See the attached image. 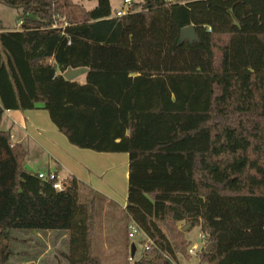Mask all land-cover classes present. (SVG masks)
<instances>
[{"label": "trees", "instance_id": "trees-1", "mask_svg": "<svg viewBox=\"0 0 264 264\" xmlns=\"http://www.w3.org/2000/svg\"><path fill=\"white\" fill-rule=\"evenodd\" d=\"M97 1L0 0L22 22L0 20V242L67 232V264H103L97 197L29 171L2 128L6 111L42 108L71 144L128 154L126 220L153 245L135 259L128 242L125 264L191 260L187 224L206 236L199 264H264V0H132L123 16ZM190 25L198 40H182Z\"/></svg>", "mask_w": 264, "mask_h": 264}, {"label": "rangeland", "instance_id": "rangeland-1", "mask_svg": "<svg viewBox=\"0 0 264 264\" xmlns=\"http://www.w3.org/2000/svg\"><path fill=\"white\" fill-rule=\"evenodd\" d=\"M110 1L115 12L128 9L125 0ZM74 2L84 5L89 10L96 7L98 3L97 0H74ZM19 13L18 9L0 3V20L3 21L7 29H19ZM6 118L4 116L2 128H5L8 123ZM92 161L90 158L89 163ZM89 163H86V165H89ZM117 163L118 165L115 168L106 172L104 178L99 177L103 183H107V180L112 178L111 186L108 184L105 186V191L108 194L99 191L96 202L97 214L93 249L94 253L102 259L103 264H125L129 253L128 242L130 245L133 243L136 245L135 259L142 256L145 247V240L142 235L128 239L127 227L129 221L126 220L124 206L128 196L129 167L128 164H123L122 159L118 158ZM26 167L28 170H32L30 163ZM85 171L89 172L87 168H85ZM65 173V171L62 172V176ZM104 195L106 197H103ZM90 201L85 196H81V202ZM185 233L186 238L192 242L190 248L199 251L203 245L200 227L195 226L191 230L189 228ZM11 235L12 240L10 243L0 242V260L2 251L5 252V255L7 252L8 260L6 264H67V260L64 258V253L68 251L67 232L38 233L35 230H13ZM192 256L191 260H187L180 255L179 264H199L196 255Z\"/></svg>", "mask_w": 264, "mask_h": 264}, {"label": "crops", "instance_id": "crops-1", "mask_svg": "<svg viewBox=\"0 0 264 264\" xmlns=\"http://www.w3.org/2000/svg\"><path fill=\"white\" fill-rule=\"evenodd\" d=\"M5 116L8 122L5 129H11L13 141L25 145L29 150L25 163L26 166L29 163L32 165V170L29 171L34 173L54 171L59 172L61 176L65 171L62 177L77 178L83 185L80 186V195L87 199L97 197L99 191L107 193L105 186L106 184L111 186L112 178L103 183L99 177L104 178L107 171L115 168L118 165V158L122 159L124 165L128 164L127 153H99L71 144L53 124L48 111L42 108L9 110L5 112ZM90 158L93 160L91 163ZM85 168L89 170L88 173ZM102 193L100 194L103 195Z\"/></svg>", "mask_w": 264, "mask_h": 264}, {"label": "built area", "instance_id": "built-area-1", "mask_svg": "<svg viewBox=\"0 0 264 264\" xmlns=\"http://www.w3.org/2000/svg\"><path fill=\"white\" fill-rule=\"evenodd\" d=\"M125 3L128 5V9L127 10H119L116 12L115 16H123L126 13H128L130 11V7L132 4V0H125ZM22 22H20L19 24H21ZM40 178L43 179H50L54 181V188L57 190H64L68 180L70 177H62L60 175L59 172H40L38 173ZM127 232H128V238L132 239L135 238L137 235H142V237L145 240V249H151V246L153 245V241L147 236V234H145L139 227L138 225L134 222V221H129L128 223V227H127ZM201 239L203 241V245L201 247V249L199 251H196L195 248H190L189 249V253L191 255H196L198 254V252H200L203 248H205L206 246V236L205 234H201Z\"/></svg>", "mask_w": 264, "mask_h": 264}, {"label": "water", "instance_id": "water-1", "mask_svg": "<svg viewBox=\"0 0 264 264\" xmlns=\"http://www.w3.org/2000/svg\"><path fill=\"white\" fill-rule=\"evenodd\" d=\"M188 39L190 41H194V40H198V36L197 33L195 31L194 26L190 25L187 27H184L182 29V40ZM86 72H88V68L86 67H81V68H68L65 72H64V77L68 80H75L77 78H79L80 76L84 75ZM191 226L189 224L185 225L182 227V231L186 232ZM212 247V244H209L207 250L209 251ZM137 248L136 245L133 243L132 244V251H131V255L132 257L135 256V252H136Z\"/></svg>", "mask_w": 264, "mask_h": 264}]
</instances>
